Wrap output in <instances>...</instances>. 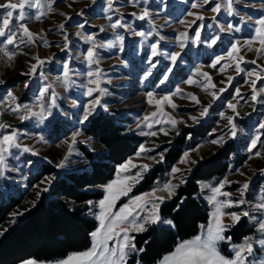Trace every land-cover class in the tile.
I'll return each mask as SVG.
<instances>
[{"label":"rangeland","instance_id":"374dc122","mask_svg":"<svg viewBox=\"0 0 264 264\" xmlns=\"http://www.w3.org/2000/svg\"><path fill=\"white\" fill-rule=\"evenodd\" d=\"M6 2L8 0H0V5ZM216 2L217 0H212V4ZM104 3L105 0H96L95 4L92 3V0H56L53 4L54 10L51 13L45 9V16L40 21L31 20L28 22L29 30L42 37L43 40L37 39L32 44L21 43L18 48L9 46V50L16 53L12 60H8L0 53V81L4 82L0 84V123L11 126L8 129L0 130V135L10 134L14 129L18 133L21 144L29 146L38 153L34 156L31 153H21L19 150L14 149V156L7 158L9 170L5 172L4 177H0V204H5L12 199H19L20 203L11 210L7 219L0 224V232H5V229L10 228L16 222L19 216L13 218L14 213H24L40 198L47 199L50 197L48 191H41L43 188L49 187L47 183H42V181L54 177L53 183L56 179L62 178L65 173L87 171L89 169L88 161L101 151L100 146L94 140L83 134L86 121L83 124L79 123L84 112V106L94 96L99 95L98 92H94L93 97L84 94L86 92L85 85L88 81L86 73L89 70L84 61V54L87 48L90 47L85 42L84 37L90 34L94 35L98 44L107 45L118 34L124 37L123 48L116 44L111 48L100 47L96 49L99 56L98 67L102 72L100 87L106 90L102 102L107 104L108 111L105 112L103 108L97 107L93 115L101 112L113 117L127 134L139 138V145L132 156L115 168L109 181L99 186L84 188L83 191L86 194L97 193L98 198H89L81 204H70L73 209H82L87 217L95 223L93 231L98 226L95 214L100 211L98 204L104 198L103 189L110 182L117 179V169L121 165L131 161L130 171L121 173L122 176L134 175L139 170V166L143 164H148L149 170L144 173L143 179L139 183L134 184L127 196H121L116 201V207L112 211H118L123 204L129 203L130 198L151 193L154 188L169 181L174 185H178L177 190L184 184L181 183V180L185 182L188 179L196 164L222 149L227 143L232 142L234 144V152L229 158L228 171L220 177L200 180L196 183L197 190L194 198L202 201L207 208V220L201 224L204 227L202 228L200 225L195 234L175 242L176 244L170 252L153 263L160 264L164 257L174 252L180 243L206 232L211 220L213 205L208 199L212 195L211 190L203 187L204 185L216 187L227 180L228 183L225 184L222 191L231 193L230 198L233 201L242 198L246 203L239 208H228L225 211L239 213L248 210L257 218L261 215L254 205L264 202V199H262L264 198V172H262L264 170V129L259 128V124L264 121V94L258 97L255 103L251 100L252 89L248 83H245V80L251 78L247 77L245 73H236L235 61L221 60L215 68L209 67V65L216 57H227L231 42L238 40L243 45L244 41L254 37L253 21L248 20L247 23L242 24L240 16L248 14L253 18H258L264 10V4L261 0H240L237 5L238 15L229 17L222 13L218 17L219 23L226 24L230 21L239 28V31L220 32L216 24L213 23L212 18L216 14L210 11L211 5L200 9L201 14L205 17L204 21H197L196 24L190 27L180 23L181 20L190 21L193 19V17L187 16L188 11H195L191 9L192 0H186V2L166 0V6L161 3V0H148L147 4H144L143 0H136L135 6L129 3V0H116L114 5L116 11L109 13H105L103 10ZM141 8H147L150 11L151 19L156 24L155 32H153L152 26L148 24L147 20L141 21L131 15L132 13H139ZM79 12H83V15L77 16L76 14ZM107 16H111L112 19L108 20ZM66 17H71V19H66ZM117 19H120L124 25H130L131 30L117 27L114 31L110 24ZM166 20L168 21L167 24L165 23ZM61 24L65 25L63 32L59 30ZM78 24H84V28H79ZM200 24L205 25L202 29V37L208 40L218 35L220 39L217 44L209 48L206 43L192 44L189 41L181 52L175 39L176 36L184 31L194 35L193 30ZM209 24H212L211 28L207 27ZM102 28L103 31H101ZM135 31L144 32L146 35L143 37L134 35L133 32ZM77 32H80L81 35L78 36ZM149 33L151 34L149 35ZM65 34L68 36L69 47L62 50L65 43ZM161 36L165 39L161 40ZM157 42H159L161 54L151 57L150 45ZM251 47L252 51L242 48L239 52V55L243 56L245 61V63H241V67L246 70L256 69V65L264 66V54L258 56L255 51L259 44L254 42ZM171 52H181V56L172 72L168 73L167 69L172 65L165 54ZM33 57L45 61L44 66L42 68L38 67L35 75H22V73H28L31 65L36 63ZM150 58L153 63H156L155 68H151L149 64ZM253 60L256 61V64L250 63ZM64 61H69L74 70L71 82L67 87L58 81V78L62 76ZM228 64L232 66L226 67L222 71L221 69ZM96 67L97 65H93L92 70L95 71ZM197 68L201 72L208 73L212 78L211 83L216 86L215 88H211V86L208 88L202 87L206 83L204 78L193 75ZM149 70L152 74L145 80L144 76ZM41 73L47 77V80H43ZM164 75H168L169 78L161 83L160 81ZM190 76L198 83H184ZM228 76L233 77L230 85L227 82ZM25 82L29 84L28 88L24 87ZM47 83H51L57 93L56 102L58 107L52 109V115L43 123L36 118L21 121L19 116L25 113L23 109L18 113L11 111L8 92L11 91L17 97V104L35 106L39 89ZM177 87L182 90L181 93L171 95ZM260 87H264V81H258V88ZM220 88L226 90L219 93ZM237 89L240 91V96L233 99ZM51 90H49V95ZM149 92L153 94V103L151 104L148 102L149 97L147 94ZM210 92H217L219 98L213 101ZM165 95L171 97L172 103L176 105L175 109L164 102L161 108L166 115L161 116L158 113L157 117H151L150 114L157 111L155 101ZM189 96H195L200 103H195L188 98ZM74 102L75 106H73ZM229 102L237 104L238 115L227 107ZM209 104H211L209 114L200 119L199 123H193L190 117H199L202 108L207 107ZM34 110L39 111L40 109L36 107ZM221 113L224 114V117H233L237 129L235 138L231 137L228 121L221 116ZM145 116L150 117L148 122L152 123L151 128L146 126L148 122H145ZM169 116L183 123H178L176 128L172 129L168 123L154 122L156 119L165 120ZM203 124H210L209 134L203 138H192L186 135L184 138L185 145L182 146L180 156L175 162L167 164L164 159L162 162H156L160 159V153H163L165 158L171 150V146L181 137L184 130L195 129ZM161 128L165 129L168 134L165 135ZM77 131L80 132V135L76 136L73 152L69 156L65 167L57 168L56 165L68 154V145L72 143V137ZM147 132H156V135L141 134ZM177 132H179V135H177ZM257 135L260 136V141L253 152L249 153L247 151L248 145L251 139ZM220 137H224L220 143H211L213 140H219ZM141 145L146 149H151V151L139 153ZM193 149H196V151H193ZM257 151L261 153L259 157L255 156ZM185 152L189 153L190 160L196 161L195 164L180 163ZM87 153L91 155L88 156ZM149 157H155V160H151ZM28 161H31V164ZM131 165L137 167H131ZM158 165H162L163 170L158 173L152 182L144 186L146 176ZM49 168L53 171H49ZM173 168L181 169V172L177 173L175 177L171 174ZM36 178L37 180H35ZM244 183H248L249 188L241 197L239 189ZM142 187L144 188L141 189ZM38 193L40 194L39 199H37ZM157 194L164 195V193ZM145 198L148 199V197ZM171 199L165 200L164 203L169 202ZM219 199L223 200L225 198L221 196ZM143 214L141 213V215ZM162 218L171 220L170 217L162 216ZM224 222L230 223V220L225 218ZM239 224L240 227H233L226 233V235L232 237L231 244L241 243L245 236L260 238V234L256 231V224L249 223L248 218H242ZM151 227L174 229L173 226L168 224H158ZM138 234L141 233H130L134 237ZM231 244L221 242L218 245L221 255L227 258L232 257ZM91 245L92 240L89 235L88 246L84 250L75 253L84 252ZM71 254L74 253L50 260V262H36L37 264H56L57 261L63 260ZM139 254L140 252L131 253L127 258V264H137V262L142 264L139 260ZM256 258L264 259V250L259 247L256 249ZM23 262L18 264H23Z\"/></svg>","mask_w":264,"mask_h":264},{"label":"snow or ice","instance_id":"6c2138e0","mask_svg":"<svg viewBox=\"0 0 264 264\" xmlns=\"http://www.w3.org/2000/svg\"><path fill=\"white\" fill-rule=\"evenodd\" d=\"M56 0H8V2L0 5V53L3 54L8 60H12L16 55L15 52L9 50V46L13 48H18L19 44H32L35 43L37 39L43 40L42 37L37 34L31 32L28 27V22L31 20L40 21L42 17L45 16V9L47 12L51 13L53 9V4ZM116 0H105L103 10L105 13L116 11L114 8ZM181 2H186V0H181ZM262 4H264V0H261ZM92 3L95 4L96 0H92ZM129 3H132L134 6L136 4V0H129ZM144 4L148 3V0H143ZM162 4L166 6V0H161ZM240 3V0H217L216 3L212 4V0H192L191 9L195 11H188L187 16L193 17L192 20H181V24H185L187 26H191L196 24L197 21H204L205 17L201 14L200 9L205 8L206 6L211 5L210 11L216 14L212 19L213 23L219 28L220 32L225 31H239V28L236 27L233 23L226 22V24H221L218 22V17L220 14L224 13L229 17H235L239 13V9L237 5ZM247 6V5H245ZM77 16H82L83 12H79L76 14ZM136 19L144 21L147 20L148 24L152 26L153 32L156 31V24L153 19H151V13L147 8H141L139 13H132ZM108 20H111V16L106 17ZM66 19H71V17H66ZM248 20L253 21L254 25V37L252 39L244 41L243 45L237 40L233 41L230 44V47L227 52V57L219 56L216 57L213 62L209 65V67L215 68L217 64L220 63L221 60H229L235 61V71L237 74L245 73V75L251 79L245 80V83H248L252 89L251 100L255 103L262 94H264V87L258 88V81H264V66L256 65V69L246 70L241 67V63H245L243 56L239 55V52L242 48H247L249 51H252L251 45L254 42L259 44V47L255 49L257 55L264 54V10H262L261 15L258 18H253L252 16L245 14L240 16V22L247 23ZM167 24L168 21L166 20ZM65 25H59V30L63 32ZM78 27L83 29L84 24H78ZM110 27L115 31L117 27H124L126 30H131L130 25H124L121 23L120 19H117L115 22L110 24ZM205 25L200 24L193 30L194 35H190L188 31L180 32L176 36V41L181 49V52L185 49L186 44L190 41L192 44H201L206 43L207 47L212 48L217 44V41L220 37L214 36L208 40H205L202 37V29ZM208 28L212 27V24L207 25ZM103 31V28L101 29ZM134 35L137 36H145L146 33L135 31ZM151 33H149L150 35ZM77 35L80 36L81 33L77 32ZM65 43L63 45L62 50L68 49L69 40L68 36L65 34ZM85 42L90 45L87 48L86 53L84 54V61L88 67V72L86 73L88 77L86 92L85 95L89 97H93L94 92H98V96H94L92 100L89 101L87 105L84 106V112L82 118L79 120V123L83 124L85 121H88L89 117L93 115L96 111L97 107L103 108L105 112L108 111V106L106 103L102 102V97L106 94V90L100 87L102 72L98 67L99 56L96 51L97 48L100 47H113L116 44H119L121 48H123L124 37L122 35H115V39L109 41L107 45L98 44L96 42L94 35H87L84 37ZM161 40L165 39V37L161 36ZM46 45V41L44 42ZM151 48V57H156L160 55L159 51V42L152 43L150 45ZM181 52H171L167 55L168 59L171 61L172 67L167 69L168 73H171L173 67L177 65V62L181 56ZM36 60V63L31 65L28 73H22V75H35L38 67L42 68L45 64V61L40 60L38 57H33ZM250 63L256 64V61L253 60ZM149 64L151 68L156 67V63H153L151 58L149 59ZM93 65H97L95 71H93ZM231 64L225 65L221 70L223 71L226 67H231ZM74 74V70L69 61L63 62V70L62 76L58 78V81L62 83L65 87L71 82V77ZM151 70H149L144 79L146 80L148 76H150ZM43 80H47L46 76H43L41 73ZM193 75H199L206 83L202 85L204 88H215L216 86L211 83V77L206 72H201L199 68L196 69ZM95 77V78H93ZM168 75H164L163 79L160 81L163 83L168 80ZM233 80L232 76L227 77V82L230 85ZM4 83L0 81V84ZM184 83L194 84L198 83L193 80L190 76ZM25 88L29 87V84L25 82ZM51 93L49 95V90ZM226 89L220 88L219 93H223ZM181 89L179 87L176 88L175 92L171 95H177L181 93ZM213 101L219 98L217 92H210ZM149 100L148 102L153 103V94L149 92L148 94ZM240 96L239 89L236 90L235 96ZM8 97L10 100V106L12 112H20L21 109L24 111V115H20L19 119L21 121L36 118L39 122L43 123L49 116L52 115V109L58 107L57 105V93L53 88L51 83L44 84L39 89V96L36 101L35 106L29 105H20L16 103L17 97L13 95L11 91L8 92ZM47 97V101H46ZM189 99L199 104L200 101L195 96H189ZM167 102L169 106L175 109L176 105L172 103L171 97L169 95H165L161 97L159 100H156L157 111L151 113V117H157L158 113L161 116H164L162 112L161 105ZM75 106V102L74 105ZM38 107L40 110L35 111L34 109ZM227 107L232 110L233 113L237 114V104L229 102ZM209 108H211V104L207 107H203L199 117H190L193 123H199L200 119H203L205 116L209 114ZM221 116L224 117V114L221 113ZM228 121V125L230 126L229 131L231 133V137L235 138L237 136L236 124L234 123L232 116L224 117ZM145 122L150 120L149 116L144 117ZM155 123H168L170 124L172 129H175L178 123H183L182 121H177L172 117H167L165 120L156 119ZM147 127L151 128L152 123L148 122L146 124ZM10 125L0 123V130L10 128ZM139 127V125H138ZM260 129H264V121L259 124ZM161 131L164 132L165 135L168 132L161 128ZM143 135H151L155 136L156 132H147L141 133ZM80 132L77 131L74 133L72 137V143L68 145V154L64 156V158L56 165L57 168H64L66 162L69 159V156L73 152V145L76 143V136H79ZM179 135V132H177ZM224 137H220L219 140H213L211 143L218 144L220 143ZM260 141V136L257 135L253 137L248 145L247 151L249 153L253 152V149L256 148L257 143ZM19 150L21 153H31L32 155H37L38 153L34 151L32 148L26 145H22L19 141L18 133L16 130H12L10 134L0 135V177H4L5 172L9 170V165L7 164V158L14 156L13 150ZM147 151H151V149H146L143 145H141L139 153H144ZM196 151V149H193ZM138 153V155H139ZM159 161L157 163L162 162L164 159L163 153H160ZM261 153L259 151L255 152V156L259 157ZM151 160H155V157H149ZM31 164V161H28ZM180 163H189L195 164V160L189 159V153L185 152L184 156L181 158ZM131 161L127 162L124 165H121L117 169V179L110 182L103 189L105 195L102 200L99 201L98 207L100 209L98 214H95V219L98 221V226L95 231L90 233V237L92 240L91 247L81 253H74L69 255L67 258L57 261L56 264H127V258L133 252H144V248H137L134 243L135 237L130 235L131 232L143 233L147 232L149 228L153 225L158 224H168L173 227L172 220H165L161 216L160 205L164 203L165 200L171 199L176 194V188L178 185H174L171 181L165 183L162 186H158L153 189L151 193H146L142 196H135L130 198L129 203L123 204L119 207L118 211H112L113 208L116 207V201L121 196H127L131 191L132 187L135 183H139L141 179H143L144 173L149 170L148 164H143L139 166V170L134 175H124L121 173H125L130 171L129 165ZM131 167H137L136 165H131ZM181 169L173 168L172 176L175 177L177 173H180ZM264 172V170H262ZM242 174V173H241ZM51 178H46L42 183H47L49 187H51L52 180ZM132 182V183H130ZM181 183H184L181 180ZM228 181L225 180L221 182L218 186L212 187L210 185H204L203 187L210 188L212 195L208 197L209 202L213 205V212L211 214V220L207 227L206 232L203 235H197L191 240H186L180 243L174 252L170 255L164 257V259L160 262V264H264V259L256 258V249L259 247L261 250H264V202L257 203L254 205L255 209L261 213L259 218L254 216L250 211L245 210L239 213L237 212H227L225 209L228 208H239L241 205L245 204L246 201L244 199H240L238 201H233L231 197V193L222 191L227 184ZM49 187L43 188L42 192L49 191ZM249 184L244 183L239 189L240 196L243 197L245 192L248 190ZM157 193H164V195H158ZM39 193L37 194V199H39ZM224 197L225 199L221 200L219 197ZM145 197H148L146 199ZM264 199V198H262ZM91 203V202H89ZM35 203H33V207ZM141 213H144L141 215ZM23 213H14L13 218L16 216H21ZM248 218L249 223L256 224V231L260 234V238H254L253 236H245L243 241L239 244H231L232 237L230 235H226L229 230L233 227H236L242 220V218ZM225 218L230 220V223H225ZM14 222V219H13ZM203 228L204 226L201 225ZM4 231H7L5 229ZM0 235H3L0 232ZM229 243L231 244V250L233 255L231 258H227L221 255L218 250V245L221 243ZM23 264H37L34 260H28L23 262ZM139 264V262H137Z\"/></svg>","mask_w":264,"mask_h":264},{"label":"trees","instance_id":"16d2710c","mask_svg":"<svg viewBox=\"0 0 264 264\" xmlns=\"http://www.w3.org/2000/svg\"><path fill=\"white\" fill-rule=\"evenodd\" d=\"M209 132L210 124L184 130L181 137L171 146L164 162L169 164L177 160L182 146L185 145L186 135L203 138ZM83 134L94 140L101 151L88 161L87 171L68 172L62 178L56 179L48 191L50 197L40 198L34 207L26 210L3 235H0V264H18L28 259L50 262L69 253L82 251L88 246L89 235L94 230L95 223L82 209H73L70 206L84 203L89 198H98L97 193L86 194L84 188L99 186L109 181L115 168L136 152L139 138L127 134L113 117L101 112L86 121ZM233 152L234 144L230 142L196 164L188 179L176 190L174 197L160 206L161 215L170 217L175 227H150L147 232L135 237L137 248H144V252L139 254L142 264L155 263L171 251L175 242L189 238L205 223L207 208L202 201L194 198L196 183L224 175L228 171L229 158ZM162 170V165L152 169L143 185L152 182ZM49 171L53 170L49 168ZM19 203V199H12L0 204V224ZM237 227H240V224Z\"/></svg>","mask_w":264,"mask_h":264}]
</instances>
